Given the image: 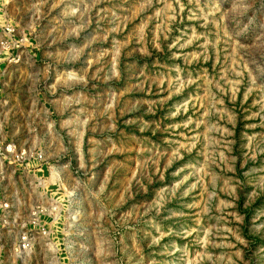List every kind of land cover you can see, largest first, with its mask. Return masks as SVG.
<instances>
[{
    "label": "rangeland",
    "instance_id": "rangeland-1",
    "mask_svg": "<svg viewBox=\"0 0 264 264\" xmlns=\"http://www.w3.org/2000/svg\"><path fill=\"white\" fill-rule=\"evenodd\" d=\"M7 11L31 41L0 57V156L14 141L56 166L36 185L0 162L9 264L17 224L49 197L54 237L18 264H264V0Z\"/></svg>",
    "mask_w": 264,
    "mask_h": 264
},
{
    "label": "built area",
    "instance_id": "built-area-1",
    "mask_svg": "<svg viewBox=\"0 0 264 264\" xmlns=\"http://www.w3.org/2000/svg\"><path fill=\"white\" fill-rule=\"evenodd\" d=\"M7 3L8 0H0V57L3 55V58L7 57L10 61L13 60V62H17L21 56V52L12 53L13 49H17L21 45V41H31V39L28 38L25 32L19 30V27H17L16 23L10 17L7 11ZM1 143L2 139L0 137V145ZM4 150L6 154L0 156V162L5 160V158H11L9 162L14 164V171L16 168L21 169L23 173L26 170L28 174L32 175L36 185H44L47 178L51 177L52 172H54L52 168L56 167L49 162V158H47L41 148L37 149L36 147L25 145L16 147L14 141H9L6 143ZM45 171L47 175L44 174ZM3 172H5V170L3 166L0 165V173ZM55 183H57V181ZM55 202H57V199L54 197H49L48 201L35 200L29 208L25 226H23L22 222L17 224L20 226V229L9 250V255H13V258H15L12 264H18L20 259H24L30 255L37 238L43 237L47 240H51V238L54 237V231L49 223L57 221L58 208ZM11 204L10 199L4 193V188L0 185L1 225H4L7 221V214ZM58 251V247H56L54 252L56 260L57 257H60ZM0 264H9L8 257H3L1 249ZM56 264H63V262L58 259Z\"/></svg>",
    "mask_w": 264,
    "mask_h": 264
}]
</instances>
